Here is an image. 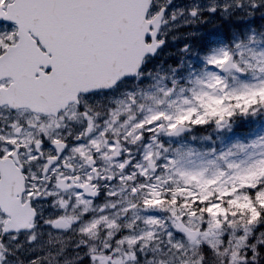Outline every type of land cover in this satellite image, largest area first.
<instances>
[{
    "label": "snow or ice",
    "instance_id": "obj_1",
    "mask_svg": "<svg viewBox=\"0 0 264 264\" xmlns=\"http://www.w3.org/2000/svg\"><path fill=\"white\" fill-rule=\"evenodd\" d=\"M216 17L239 23L146 70ZM257 17L264 0H0V264H264Z\"/></svg>",
    "mask_w": 264,
    "mask_h": 264
},
{
    "label": "rangeland",
    "instance_id": "obj_2",
    "mask_svg": "<svg viewBox=\"0 0 264 264\" xmlns=\"http://www.w3.org/2000/svg\"><path fill=\"white\" fill-rule=\"evenodd\" d=\"M180 144H182V145H186V146H192V147H196V148H198V147H197V142H196L195 144H193V142L190 141V140H188V139L181 140V141H180ZM206 150H207V149H206Z\"/></svg>",
    "mask_w": 264,
    "mask_h": 264
},
{
    "label": "trees",
    "instance_id": "obj_3",
    "mask_svg": "<svg viewBox=\"0 0 264 264\" xmlns=\"http://www.w3.org/2000/svg\"><path fill=\"white\" fill-rule=\"evenodd\" d=\"M238 128H241V129H243V128H245V125H243V126H241V127H238Z\"/></svg>",
    "mask_w": 264,
    "mask_h": 264
}]
</instances>
